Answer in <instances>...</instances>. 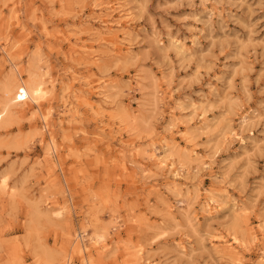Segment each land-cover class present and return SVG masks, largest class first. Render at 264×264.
<instances>
[{"label":"rangeland","instance_id":"obj_1","mask_svg":"<svg viewBox=\"0 0 264 264\" xmlns=\"http://www.w3.org/2000/svg\"><path fill=\"white\" fill-rule=\"evenodd\" d=\"M0 113V264H264V0H0Z\"/></svg>","mask_w":264,"mask_h":264},{"label":"bare ground","instance_id":"obj_2","mask_svg":"<svg viewBox=\"0 0 264 264\" xmlns=\"http://www.w3.org/2000/svg\"><path fill=\"white\" fill-rule=\"evenodd\" d=\"M15 88H16L15 94L9 99V101H12L13 103H18V102L26 103L28 100H33L35 102H38L41 96V93H42L40 82L38 83L36 80L33 79V77L30 78L28 82L16 83ZM7 89H9L10 91L13 90L8 87ZM3 113H0V115ZM156 160L158 163H160V162H163L164 158L163 160L156 158ZM4 182H5L4 180H1L0 184L3 185Z\"/></svg>","mask_w":264,"mask_h":264}]
</instances>
